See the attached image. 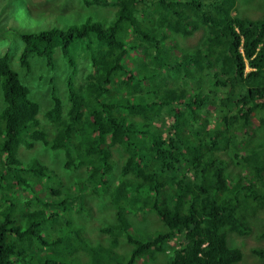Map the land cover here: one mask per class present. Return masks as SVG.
<instances>
[{"label":"trees","instance_id":"16d2710c","mask_svg":"<svg viewBox=\"0 0 264 264\" xmlns=\"http://www.w3.org/2000/svg\"><path fill=\"white\" fill-rule=\"evenodd\" d=\"M236 3L65 0L81 22L13 31L0 264H240L230 237L264 240V17Z\"/></svg>","mask_w":264,"mask_h":264},{"label":"rangeland","instance_id":"374dc122","mask_svg":"<svg viewBox=\"0 0 264 264\" xmlns=\"http://www.w3.org/2000/svg\"><path fill=\"white\" fill-rule=\"evenodd\" d=\"M236 1V7L240 15L248 17V13L253 12L251 16L264 17V0ZM64 7L65 0H57L56 3H53L51 0H0V55H3L10 50H16L17 46L14 47L16 42L12 38L13 31L15 29H21L23 31H40L52 27H64L66 24L68 25L75 21H78L79 23L82 21L81 18L79 20H75V17L67 16L71 12L67 8L64 11H61L64 9ZM103 11L107 12L106 10ZM201 37L202 34L198 33L195 37L188 38L186 42L188 44H197L198 42H200ZM62 82L61 80H59L58 76V86L60 88L58 89L57 94L60 95V97H63V92L61 90ZM53 88L54 87L50 85L46 87V90L40 89V92L43 93L40 102L44 106L40 114L41 117L44 116L46 109L52 106V100H50L49 98H51ZM257 135L259 140L264 141V130H260ZM38 149L34 151H27L26 149H21L19 153L29 156L33 153L36 154ZM42 158L50 167L55 168L57 172L61 174V170L59 168V163L62 159L61 154L60 157H56V159H53L50 154L46 153ZM143 228H146V226H144ZM160 229H162V224L157 220L154 215L151 214V221L150 225L147 226V232L149 231L150 233H155ZM256 235V233H253L246 237H230V243L240 247L244 252V260L240 264L264 263L262 260L257 258L252 252L253 248L257 246H264V240H261ZM162 263L163 259L161 256H159L157 257V260H153L150 262L140 261L139 264Z\"/></svg>","mask_w":264,"mask_h":264}]
</instances>
